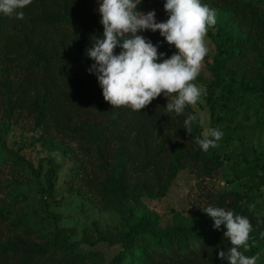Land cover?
<instances>
[{"label":"trees","instance_id":"1","mask_svg":"<svg viewBox=\"0 0 264 264\" xmlns=\"http://www.w3.org/2000/svg\"><path fill=\"white\" fill-rule=\"evenodd\" d=\"M151 1L141 0L137 10L146 11ZM209 2L231 22L211 35L217 48L211 65L214 83L207 96L212 116L216 112L213 85L239 83L264 108V0H201ZM22 11L23 20L0 13L4 118L17 121L25 115L34 129L42 128V138L62 136L81 162L78 181L104 205L121 207L139 204L143 198H165L181 170L206 179L224 165L217 147L204 152L196 143L203 131L199 113L191 106L180 115L166 113L163 94L138 112L112 108L104 100L96 74L88 71L95 62L86 55L92 42L103 38L95 0H32ZM137 34L165 53L157 62L177 51L157 31ZM121 50L117 46L114 54ZM189 114L197 115L191 134L183 128ZM14 162L20 167L26 160L15 154ZM260 169L264 185V163ZM234 173L240 177L244 171ZM212 195L211 206L249 218L253 226L249 250L264 241V213L255 207L250 210L243 194L226 191L209 198ZM213 224L206 213H199L187 222L161 227L157 214L147 211L141 218L128 215L117 239L102 240L122 245L110 264H228L218 255L231 247L223 235L226 228L217 230ZM80 245L59 233L42 235L29 222L0 208V264H89V254Z\"/></svg>","mask_w":264,"mask_h":264},{"label":"rangeland","instance_id":"2","mask_svg":"<svg viewBox=\"0 0 264 264\" xmlns=\"http://www.w3.org/2000/svg\"><path fill=\"white\" fill-rule=\"evenodd\" d=\"M100 2L95 0L98 13ZM165 3L166 0H152L142 13L154 10L156 21L166 22ZM203 4L215 10L216 23L207 31L205 41L209 51L194 81L205 89L195 109L202 131L218 128L223 133L216 147L224 165L214 177L199 178L183 169L165 198H143L139 204L128 202L121 207L106 206L84 182L78 181L76 172L81 162L70 152L62 136L42 138V128L34 129L32 119L25 115L17 121L5 119L0 104V208L16 219L29 222L42 235L59 233L69 242H81L82 250L89 254V264H110L119 254L120 243L112 244L102 238L117 239L121 223L128 215L141 218L148 211L157 214L161 227H173L204 213L201 209L212 204L211 194L226 191L240 192L246 205H255L264 213L263 171L260 169L264 163V108L239 83L213 85L216 112L212 116L207 96L208 86L214 83L211 65L217 48L211 35L217 33L219 26L231 25V22L211 2ZM15 154L24 157L26 163L16 167ZM235 169L244 171L243 175L237 177ZM88 239L95 244L84 241ZM257 253V264H264V241H259L245 255Z\"/></svg>","mask_w":264,"mask_h":264},{"label":"clouds","instance_id":"3","mask_svg":"<svg viewBox=\"0 0 264 264\" xmlns=\"http://www.w3.org/2000/svg\"><path fill=\"white\" fill-rule=\"evenodd\" d=\"M32 0H0V13L24 19V9ZM141 0H101L99 13L103 25V38H96L86 50L95 63L88 69L95 73L102 95L112 108L127 107L141 111L163 94L167 98L166 113L183 114L187 106L196 108L205 89L194 81L199 75L208 54L206 35L216 23V13L201 0H166V22H157L155 11L146 14L137 10ZM159 31L169 45L177 50L169 58L157 62L165 53L146 40L140 31ZM119 46L122 50L114 54ZM197 115L189 114L184 129L192 132ZM223 136L218 128H207L196 143L207 152L217 146ZM255 205H250L253 209ZM213 221L217 230L223 225L224 237L230 241L227 251L221 250L219 258L228 264H257L259 253L245 255L250 248L253 226L248 217L234 214L223 207L207 206L201 209ZM243 249V251H241Z\"/></svg>","mask_w":264,"mask_h":264}]
</instances>
